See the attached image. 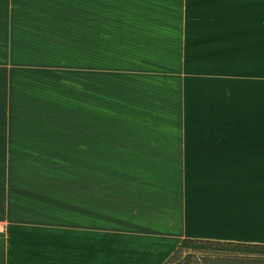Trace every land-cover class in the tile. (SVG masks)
<instances>
[{
  "label": "rangeland",
  "instance_id": "obj_1",
  "mask_svg": "<svg viewBox=\"0 0 264 264\" xmlns=\"http://www.w3.org/2000/svg\"><path fill=\"white\" fill-rule=\"evenodd\" d=\"M205 19L261 23L248 51L264 52V0H0V264H16L32 222L54 223L48 212L120 228L190 191L191 138L225 131L178 120L192 86L184 28ZM250 225L230 230L244 240L217 241L264 244V222ZM230 248L182 247L168 262L264 264V249Z\"/></svg>",
  "mask_w": 264,
  "mask_h": 264
},
{
  "label": "crops",
  "instance_id": "obj_2",
  "mask_svg": "<svg viewBox=\"0 0 264 264\" xmlns=\"http://www.w3.org/2000/svg\"><path fill=\"white\" fill-rule=\"evenodd\" d=\"M157 22L162 32V18ZM170 29L182 39L177 20ZM184 29V82L192 86L182 85L178 120H225V131L191 138L198 144L188 146L191 160L182 167L191 174L190 191L168 194L173 206L154 209L149 222L146 214L135 223L128 216L120 228L99 214L48 212L54 223H31L30 244L16 252V264H162L184 238L238 241L244 239L231 233L234 226L263 227L264 52L248 51L261 44L262 24L205 19ZM98 217L99 227L86 224Z\"/></svg>",
  "mask_w": 264,
  "mask_h": 264
},
{
  "label": "trees",
  "instance_id": "obj_3",
  "mask_svg": "<svg viewBox=\"0 0 264 264\" xmlns=\"http://www.w3.org/2000/svg\"><path fill=\"white\" fill-rule=\"evenodd\" d=\"M202 243L213 244V246L223 245V244L229 245V247H231L230 249H235L236 251H240V252H255L257 250L264 249V244L184 238L179 242L174 252H176L179 248H182V247L192 246V247L198 248L201 246ZM168 260H166L162 264H169Z\"/></svg>",
  "mask_w": 264,
  "mask_h": 264
}]
</instances>
